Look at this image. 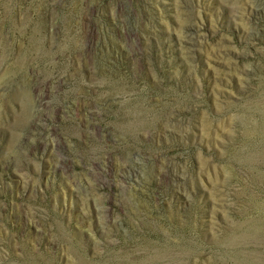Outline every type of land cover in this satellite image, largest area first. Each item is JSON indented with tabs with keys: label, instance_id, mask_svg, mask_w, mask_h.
Masks as SVG:
<instances>
[{
	"label": "rangeland",
	"instance_id": "rangeland-1",
	"mask_svg": "<svg viewBox=\"0 0 264 264\" xmlns=\"http://www.w3.org/2000/svg\"><path fill=\"white\" fill-rule=\"evenodd\" d=\"M0 264H264V0H0Z\"/></svg>",
	"mask_w": 264,
	"mask_h": 264
}]
</instances>
